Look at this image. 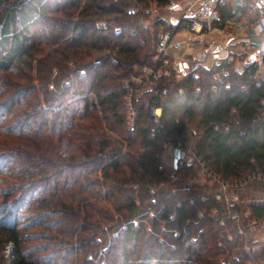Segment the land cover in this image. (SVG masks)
Instances as JSON below:
<instances>
[{"label":"trees","instance_id":"trees-1","mask_svg":"<svg viewBox=\"0 0 264 264\" xmlns=\"http://www.w3.org/2000/svg\"><path fill=\"white\" fill-rule=\"evenodd\" d=\"M177 1L0 0V264H264V53L176 78L157 42L178 24L149 7ZM166 143L247 181L234 205L187 185L195 163L159 169Z\"/></svg>","mask_w":264,"mask_h":264},{"label":"built area","instance_id":"built-area-1","mask_svg":"<svg viewBox=\"0 0 264 264\" xmlns=\"http://www.w3.org/2000/svg\"><path fill=\"white\" fill-rule=\"evenodd\" d=\"M183 0L174 2L170 5L169 10H171L174 13L181 14V19L185 25V27L188 29L187 34L194 35V38L191 37L183 38V39H175L174 34L172 30H165L161 31L158 34V42H157V52L158 56L163 60V64L166 66L170 63V56H169V49L172 48L175 51H178L179 53L176 56V60H183L185 59V55H187L188 51H190V48L194 45H198V43L201 44L203 51H202V57L207 56L208 51H210L212 56V62L210 67L215 66H221L224 61L229 62L234 59V57L231 54H227L223 57L220 56L218 52H215L214 49L216 47V40L213 38H204V36H208V32L211 30L212 27H214V23L220 20L221 13H220V6L224 3L225 0H192L191 2H188L186 4H182ZM248 10L250 13L254 14L257 19V28L259 31L264 32V0H251L248 5ZM148 12V9H146ZM116 30H119L117 27ZM132 33H135V30H132ZM194 44V45H193ZM174 63V62H173ZM200 62H197L194 66H188L185 69H175V76L176 78H180L183 75H185L190 69H194L199 65ZM175 64V63H174ZM159 68V69H152L148 68V74L149 77L158 80L161 76H169L170 70L168 68ZM223 73L225 75L228 74V71L223 68ZM215 77H218V73H215ZM133 79L142 82L143 79L138 77H133ZM259 84V82H258ZM127 86L132 92V87L127 83ZM230 84L226 83L225 87L229 88ZM216 86H213V89H215ZM244 88V86H243ZM165 92V90H163ZM131 104V103H130ZM150 114L155 118V120H158V118L161 115V108L152 106L150 109ZM170 150L174 151V162L171 163V166L169 167L166 160V154L170 152ZM192 162L195 163L196 166V175L189 179L187 182V185L190 186L193 183L197 182V179L205 180V178H210L211 180H214L217 182L221 188L222 193L217 195V198H224L225 201L228 204V207L233 206L234 203L232 200H237L236 195H229L227 193V189L231 187H238L243 186L247 181L243 183H225L218 178H216L214 175H212L203 165L201 160L196 156V154L190 149H185L182 147L180 143L173 144V143H166L164 152L160 155V163H159V169H166L167 172H169L171 177L175 176V172L178 168V166H181L185 164L186 162ZM151 192H154V189L151 190ZM191 202H193L191 200ZM152 215L153 212H150ZM200 215H202L201 212H199ZM232 218H235V214H229ZM172 217V216H171ZM221 222H223V219H221ZM252 223H255L253 221ZM264 223V222H263ZM126 227V226H124ZM240 233H244L243 229L239 228ZM175 234H178L176 231ZM261 241L260 244L264 245V236L259 238ZM13 243L9 242L5 247V255L7 257L12 256L13 252ZM245 249L248 250L249 246L246 245Z\"/></svg>","mask_w":264,"mask_h":264},{"label":"crops","instance_id":"crops-1","mask_svg":"<svg viewBox=\"0 0 264 264\" xmlns=\"http://www.w3.org/2000/svg\"><path fill=\"white\" fill-rule=\"evenodd\" d=\"M191 1L192 0H183L182 4ZM249 2H251V0H225L220 6V10L228 6L234 14L224 21L220 19L219 21L222 22V26H214L208 32V37L215 39L217 42L214 51L218 52L221 57L231 54L236 59V66L240 70H242L248 62L253 60L260 61L264 53V32L258 30V19L248 10ZM244 8L247 13H243ZM168 14L171 15L169 18L173 25L182 24V28L174 34V37L178 38L184 36L187 31L181 19V14L174 13L171 10L170 12L168 11ZM164 18L167 19V16H164ZM204 48H202L200 43L192 46L187 55H185L186 58L183 60L175 59L177 52L172 48L169 49L168 53L178 68L185 69L191 64L193 59H197L199 62H203L206 65L211 64L212 56L210 51H208L205 57L201 55ZM165 157L167 163H173L175 160L174 151L170 150Z\"/></svg>","mask_w":264,"mask_h":264},{"label":"rangeland","instance_id":"rangeland-1","mask_svg":"<svg viewBox=\"0 0 264 264\" xmlns=\"http://www.w3.org/2000/svg\"><path fill=\"white\" fill-rule=\"evenodd\" d=\"M149 8H151L150 9V11H149V13L151 14V16H152V18L153 19H155V18H158V16H160V17H163L162 15H164V16H167V22H169V23H171L170 22V14H168V11L170 12V10L168 9V11L166 10L165 11V9L164 10H162V9H160L159 7H156L155 5H150V7ZM165 11V14H163V12ZM246 11V9L244 8L243 9V13H247V11ZM139 21H140V23L144 26V27H150L151 25H150V23H151V20L150 19H146L145 17H140L139 18ZM99 23V25H106V22H98ZM172 24V23H171ZM185 27V26H184ZM182 28V24L181 23H179L177 26H176V28H173L174 30H172L173 31V34H175L177 31H179L180 29ZM135 30V32H136V30L137 29H135V28H132V30ZM185 29H186V31L187 32H185V35L184 36H182V37H178V38H176V37H174L175 39H183V38H187V37H191L192 39L194 38V35H191V34H187L188 33V29L185 27ZM171 30V29H170ZM180 33H183V32H180ZM204 38H208V36H204ZM175 52H177V54L179 53L178 51H175ZM115 61V60H114ZM173 65H175V66H177L176 64H174L173 63ZM175 66H174V68H175ZM178 68V67H177ZM179 69V68H178ZM180 70V69H179ZM176 72V71H175ZM168 166L170 167L171 166V164H168ZM202 181L203 180H199V179H197V182L196 183H202ZM230 195V194H229Z\"/></svg>","mask_w":264,"mask_h":264},{"label":"water","instance_id":"water-1","mask_svg":"<svg viewBox=\"0 0 264 264\" xmlns=\"http://www.w3.org/2000/svg\"><path fill=\"white\" fill-rule=\"evenodd\" d=\"M135 7L132 8V11H134Z\"/></svg>","mask_w":264,"mask_h":264}]
</instances>
